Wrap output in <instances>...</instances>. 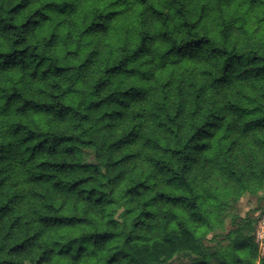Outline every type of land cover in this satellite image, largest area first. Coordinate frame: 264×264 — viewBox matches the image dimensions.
Instances as JSON below:
<instances>
[{"label": "trees", "instance_id": "16d2710c", "mask_svg": "<svg viewBox=\"0 0 264 264\" xmlns=\"http://www.w3.org/2000/svg\"><path fill=\"white\" fill-rule=\"evenodd\" d=\"M263 190L264 0H0V264H208Z\"/></svg>", "mask_w": 264, "mask_h": 264}, {"label": "rangeland", "instance_id": "374dc122", "mask_svg": "<svg viewBox=\"0 0 264 264\" xmlns=\"http://www.w3.org/2000/svg\"><path fill=\"white\" fill-rule=\"evenodd\" d=\"M264 194V190L260 194ZM221 221L215 231L204 240L208 264H231L224 255L231 253V244L251 240L257 249L256 264H264V199L259 195H243L240 199H231L221 208ZM242 223V230L236 232L231 239V231L235 220ZM189 256L175 259L168 264H193Z\"/></svg>", "mask_w": 264, "mask_h": 264}]
</instances>
